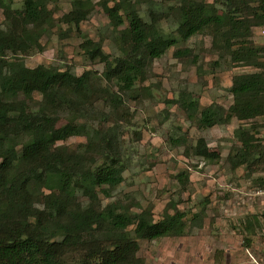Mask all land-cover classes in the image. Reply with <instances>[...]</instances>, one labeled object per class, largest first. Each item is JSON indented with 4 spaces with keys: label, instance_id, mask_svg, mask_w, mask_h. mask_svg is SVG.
I'll return each instance as SVG.
<instances>
[{
    "label": "trees",
    "instance_id": "trees-1",
    "mask_svg": "<svg viewBox=\"0 0 264 264\" xmlns=\"http://www.w3.org/2000/svg\"><path fill=\"white\" fill-rule=\"evenodd\" d=\"M49 1L22 0L18 10L10 0H0L5 18L20 26L18 33L0 28V264H144L138 256L139 241L183 235L185 212L169 203L156 220L150 209L133 212L125 203L119 210L94 200L82 203L77 193L88 197L99 189L108 197L122 182L123 95L133 93L151 60L204 29L221 40L220 49L233 62L259 70L232 76L233 100L227 108L211 103L199 109L198 101H183L187 117L212 127L232 118L264 116V60L260 59L264 46L251 39L253 28L264 26V0H180L176 28L169 33L159 25L157 15L145 20L131 0H101L113 25L124 19L128 23L120 31V55L109 58L100 41L88 38L81 48L90 59L103 63L105 80L116 79L115 91L101 87L88 71L76 74L25 64L23 55L40 49L44 26L54 22ZM71 6L60 20L77 28L93 4L72 0ZM188 50L178 48L174 55L180 57ZM33 92L41 98L34 99ZM20 96L34 101L33 109L19 110ZM96 96L111 106V116L93 106ZM89 106L91 117L86 114ZM61 117L64 122L59 124ZM89 118L110 124L96 128L79 121ZM236 134L241 148L228 157L232 167L264 170V143L240 127ZM71 136H83L85 142L56 146ZM194 149L204 159L218 156L202 137ZM256 183L263 185L264 178L258 177Z\"/></svg>",
    "mask_w": 264,
    "mask_h": 264
},
{
    "label": "rangeland",
    "instance_id": "rangeland-1",
    "mask_svg": "<svg viewBox=\"0 0 264 264\" xmlns=\"http://www.w3.org/2000/svg\"><path fill=\"white\" fill-rule=\"evenodd\" d=\"M71 1L48 2L54 22L50 27L44 26L40 49L23 55L24 62L29 67L43 64L70 69L76 74L88 71L101 87L115 91L116 79L105 80L103 63L90 59L81 44L87 38L100 41L109 58L119 56L120 31L128 23L124 19L113 25L101 7V0H91L93 9L88 18L77 28L67 25L60 18L71 10ZM10 2L12 8H22V0ZM131 2L145 20L155 14L165 32H174L180 0ZM0 28L15 33L20 30L16 21L5 18L2 8ZM251 39L255 45L264 46V26L254 27ZM220 41L211 29H204L149 62L143 78L135 82L133 93L123 95L122 182L108 197L99 189L88 197L77 193L82 203L94 200L117 210L125 203L133 212L150 209L156 220L169 203L185 212L183 235L139 241L138 256L144 259V264H264V205L260 194L263 185L256 183L258 177L264 178V170L248 169L245 165L234 168L228 159L241 148L236 134L239 127L264 143V116L248 120L232 118L226 124L202 127L195 119H189L181 107L183 101L193 99L198 101L199 109L211 103L227 108L233 100L232 76L259 70L233 62L220 49ZM178 48L189 50L177 57L174 50ZM6 54L11 56L10 51ZM260 57L264 60V53ZM32 96L41 98L38 92ZM17 103L22 111L33 109L35 104L24 96ZM93 106L111 116V106L103 98L96 96ZM86 114L94 115L91 106ZM79 121L96 128L110 124L101 118ZM63 122L61 117L58 123ZM200 137L217 152L216 158L208 160L196 154L194 147ZM83 142L85 137L71 136L56 146L73 147ZM195 214L199 216L193 220Z\"/></svg>",
    "mask_w": 264,
    "mask_h": 264
},
{
    "label": "built area",
    "instance_id": "built-area-1",
    "mask_svg": "<svg viewBox=\"0 0 264 264\" xmlns=\"http://www.w3.org/2000/svg\"><path fill=\"white\" fill-rule=\"evenodd\" d=\"M260 194L262 196L263 205H264V184H263L262 188L260 189Z\"/></svg>",
    "mask_w": 264,
    "mask_h": 264
}]
</instances>
